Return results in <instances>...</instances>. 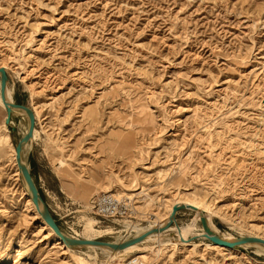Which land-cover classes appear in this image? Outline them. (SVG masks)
<instances>
[{"label": "rangeland", "instance_id": "374dc122", "mask_svg": "<svg viewBox=\"0 0 264 264\" xmlns=\"http://www.w3.org/2000/svg\"><path fill=\"white\" fill-rule=\"evenodd\" d=\"M0 66L34 113L22 158L65 235L90 220L91 239L119 241L187 201L223 239L264 238V0H0ZM4 117L0 99V264H71L29 206L27 120ZM102 192L131 214H93ZM214 244L181 209L129 252L72 249L89 264H264L254 245Z\"/></svg>", "mask_w": 264, "mask_h": 264}, {"label": "water", "instance_id": "95a60500", "mask_svg": "<svg viewBox=\"0 0 264 264\" xmlns=\"http://www.w3.org/2000/svg\"><path fill=\"white\" fill-rule=\"evenodd\" d=\"M7 72L3 66H0V99L2 104L5 107V117L4 123L7 125L10 123L11 115L14 112V109H22L27 115L28 118V127L26 132L19 138V140L15 143V158L21 173V176L26 184L27 192L30 196V199L35 206L36 210L40 213L41 218L46 222L47 226L52 230L54 234H56L61 240L65 241L70 246H79L85 247L88 244L92 245H102L107 246L113 250H121L127 246L133 245L135 243H139L144 240V238L155 231L162 230L172 224L174 221L176 213L181 209H189L199 214V221L202 225V228L207 236V239L214 242V243H221L228 246H234L242 243H260L264 244V239L256 237V236H241L237 238L235 242H226L218 237H216L210 231L206 216L204 211L192 204L183 203V204H176L172 208V212L165 224V227L159 228H150L149 230L143 232L142 234L132 235L127 238L121 239L119 241H107V240H89L85 238H73L68 237L63 233V231L58 226L56 220L54 219L52 213L50 212L48 206L44 202L38 187L32 177L30 172L29 166L22 160V147L24 144L28 143L32 139L34 124H35V117L32 109L24 104L14 102L13 100H8L6 91H7Z\"/></svg>", "mask_w": 264, "mask_h": 264}, {"label": "bare ground", "instance_id": "6f19581e", "mask_svg": "<svg viewBox=\"0 0 264 264\" xmlns=\"http://www.w3.org/2000/svg\"><path fill=\"white\" fill-rule=\"evenodd\" d=\"M6 95H7V98H8V100H10L11 101V98H10V96L8 95V88H7V91H6ZM5 108V107H4ZM16 110H18V112L20 113V114H22L23 116H25V118H26V120H27V127H28V118H27V115H26V113L24 112V110H22V109H14V111H16ZM10 122H11V119H10ZM27 127L25 126V129H24V133L26 132V130H27ZM34 138V135H32V139ZM31 139V140H32ZM13 151H14V149H13ZM22 160H23V158H22ZM24 161V160H23ZM20 172V171H19ZM108 191L110 190V191H113L112 189H107ZM116 193V192H115ZM117 193H119V192H117ZM116 195V194H115ZM29 201H30V203H29V206H30V208H31V210L33 211V212H35V213H37V214H39L40 215V213L38 212V210H36V208H35V206L33 205V203H32V201H31V199H29ZM183 203H189V204H192V205H194V206H196V207H198V208H200V209H202L203 211H204V214H205V216H206V221H207V224H208V227H209V229H210V231L212 232V234H214L216 237H218V238H220V239H222V240H224V241H226V242H235L236 240H237V238L235 239V238H232V239H223L222 237H221V234L219 235L217 232H216V229L212 226V224H211V222H210V218H209V216L207 215V210L205 209V208H203V207H201L200 205H198V204H195V203H191V202H187V201H181L180 203H174V204H171V205H169L168 206V208H167V212H166V215L162 218V219H164L165 217H166V219L163 221V222H160L159 224H157V225H155V226H152V227H150V228H159V227H165V224H166V222H167V220H168V218H169V216H170V214H171V212H172V208H173V206L174 205H176V204H183ZM26 207V206H25ZM164 212V213H165ZM34 213V214H35ZM209 213V212H208ZM36 215V214H35ZM211 215V214H210ZM41 220H42V223H43V225L45 226V227H47L48 228V230L49 231H51V229L47 226V224H46V222L41 218ZM149 228V229H150ZM172 228V227H171ZM149 229H147V230H149ZM168 229H170V226H168V227H166V228H164V229H162V230H158V231H155V232H152V233H150V234H148L144 239L146 240V239H148L151 235H159L161 232H163V231H166V230H168ZM146 230V231H147ZM93 232H94V229H93V226H92V224H91V221L89 220L87 223H85V225H84V228H83V235L85 236L84 238L85 239H89V240H96V239H91V236H92V234H93ZM143 232H145V231H143ZM142 232V233H143ZM45 233H47V232H45ZM141 233V234H142ZM53 236L55 237V239L56 240H58V244H59V246H60V248H62V250H63V252L66 254V255H64L65 257H67V261H70L69 263H71V264H89L88 263V261L85 259V258H83V257H81L80 255H78V253H75L74 251H73V249H72V247L73 246H70V245H68L65 241H63V240H61L56 234H54L53 233ZM52 236V237H53ZM68 236V235H67ZM68 237H70V236H68ZM51 238V237H50ZM73 238H76V237H73ZM262 239H264V238H262ZM55 240V241H56ZM54 241V242H55ZM142 242V241H141ZM140 243V242H139ZM139 243H135V244H133V245H130V246H127V247H125L124 249H121V250H113V249H111V248H109V247H107V246H102V245H92V244H88L87 246L88 247H95V248H99V249H101V250H105V251H107V252H109V253H111V254H114V255H116V254H123V253H126V252H129L130 250H132L133 248H135V247H137L138 246V244ZM243 245H254V246H256V247H258L259 249H261V250H264V244H260V243H242ZM215 246H217V247H220V248H226V249H231L233 246H228V245H225V244H221V243H215L214 244ZM74 247H76V246H74ZM79 247V246H78ZM138 258V257H137ZM134 259V258H133ZM139 259V258H138ZM193 260H195V259H193ZM66 261V262H67ZM140 261H138V263H139Z\"/></svg>", "mask_w": 264, "mask_h": 264}, {"label": "built area", "instance_id": "2783aa9c", "mask_svg": "<svg viewBox=\"0 0 264 264\" xmlns=\"http://www.w3.org/2000/svg\"><path fill=\"white\" fill-rule=\"evenodd\" d=\"M89 206L93 214L103 218L128 216L132 212L129 200L107 192H102L91 197L89 200ZM129 236L130 235L124 238ZM123 264H138V262L135 259H131Z\"/></svg>", "mask_w": 264, "mask_h": 264}, {"label": "trees", "instance_id": "16d2710c", "mask_svg": "<svg viewBox=\"0 0 264 264\" xmlns=\"http://www.w3.org/2000/svg\"><path fill=\"white\" fill-rule=\"evenodd\" d=\"M31 172V171H30Z\"/></svg>", "mask_w": 264, "mask_h": 264}]
</instances>
